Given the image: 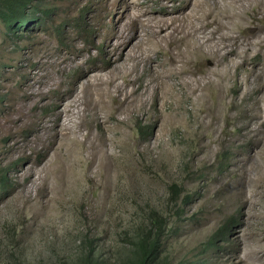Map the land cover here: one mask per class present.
<instances>
[{"label": "rangeland", "instance_id": "rangeland-1", "mask_svg": "<svg viewBox=\"0 0 264 264\" xmlns=\"http://www.w3.org/2000/svg\"><path fill=\"white\" fill-rule=\"evenodd\" d=\"M196 1L0 0V174L9 181L0 192V264H83L88 255L129 264L146 234L163 264H264V45L256 37L244 56H231L228 76L216 73L212 54L193 55L194 73L170 72L160 97L145 88L126 112L112 110L110 96L105 114L79 104L78 143L55 148L62 96L80 94L88 76L105 78L119 49L138 52L157 20ZM240 2L238 36L256 13ZM17 7L10 29L2 14ZM160 44L144 66L131 71L126 60L132 83H116L141 89L149 65L168 68ZM200 76L203 89L186 84ZM41 84L47 98L32 101L26 95ZM105 116L108 154L93 172L81 143L88 131L100 138Z\"/></svg>", "mask_w": 264, "mask_h": 264}, {"label": "bare ground", "instance_id": "bare-ground-1", "mask_svg": "<svg viewBox=\"0 0 264 264\" xmlns=\"http://www.w3.org/2000/svg\"><path fill=\"white\" fill-rule=\"evenodd\" d=\"M240 1L198 0L190 10L182 11L177 16L171 17L169 21L165 18L157 20L156 25L158 29H152L148 33L147 37L143 39V42H146L147 45L144 44L142 46L140 44L142 47L138 52L123 54L124 51L119 49L111 59L112 67L105 78L99 74H94L91 77L88 76L84 82L80 83V94L76 93L67 96L65 94L60 99L57 107L58 121L54 124V135L57 137V147L55 146V148L59 149L62 145L72 148V145L78 143L75 136L71 134L74 135V133L80 132L84 125L79 115L81 109L79 108V104H83V109L88 113L98 111L105 114L109 108L105 96H110L112 102L113 100H118L114 107L111 106L112 110L114 109V111L116 110L119 113L126 112L129 107L138 106L139 101L142 100L139 98V95H142L141 93L145 88L152 87L153 90L158 89L157 94L160 97L163 94L160 87L164 88L167 85L166 76L170 72L176 71L180 75L194 73L195 69L190 66L188 67V64L193 62V55L212 54L216 58L218 67L219 65L222 66H220V70H216V73L228 76L231 71L230 64L233 63V61L230 63L233 58L231 57L232 55L244 56L249 50V46L254 43L255 37V43L260 46L264 45V35H261L264 33V0H247L248 6L254 8L256 13L252 14V18L246 26L249 30L248 34L238 36V34L234 35L233 29L238 25L237 19L241 16L242 8L244 7V4ZM260 18L263 19L262 23H259ZM163 28H166V30L161 33ZM161 41L165 42L167 55L160 63L163 66L168 65V68L164 66L165 70L160 72L156 70V67L149 65L148 69L150 70L142 77L141 89L133 87L130 91H127L123 84L116 83L115 80L119 76L125 78L124 81L126 83H132L135 78H129L127 72L123 70L126 60L129 63L128 68L131 71L144 66L145 62L154 60L150 54L151 50L154 49L161 54L162 48L159 46ZM242 46L244 48L241 50ZM119 59H122L121 64H116ZM50 80L52 81L51 84H54V78L49 77L48 83L45 84L46 86L50 84ZM185 81L186 84L193 85L192 89H203L202 87L207 84L206 76H200L195 79L190 78ZM45 85L41 84L38 87L34 85V88L26 96L32 101L36 100L39 95L41 98H47L45 95H42ZM111 87H113L114 91L123 95V98L119 99L117 97L118 94H111ZM12 104L13 107L15 106V111L17 110L19 113L25 107V103L19 100ZM141 105L142 103L140 102ZM83 109L81 110L83 111ZM71 114H73L74 119L68 117ZM21 117L23 116L19 114L14 120L19 121ZM106 120L107 117L105 116L102 119V131L99 139H95L92 132L88 131L84 136V141L81 143L82 154L85 151L87 153L85 157H88L98 168L93 172L99 171L101 164H103V158L108 154L105 149V128L103 126ZM85 141L87 142L86 145L83 144Z\"/></svg>", "mask_w": 264, "mask_h": 264}, {"label": "trees", "instance_id": "trees-1", "mask_svg": "<svg viewBox=\"0 0 264 264\" xmlns=\"http://www.w3.org/2000/svg\"><path fill=\"white\" fill-rule=\"evenodd\" d=\"M3 19L8 24L9 28L13 29L15 25V19L20 17V11L18 7L13 9L8 15L2 14ZM39 21V20H38ZM19 27V26H16ZM12 32H16L15 30ZM9 186L8 178L5 174H0V192L2 189H6ZM223 231L218 234L222 236ZM159 251V246L157 238H151L148 234L139 238L136 248L134 251V256L129 260V264H163L157 258V253ZM83 264H100L97 259H91L88 255V259H84Z\"/></svg>", "mask_w": 264, "mask_h": 264}]
</instances>
